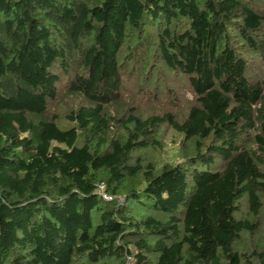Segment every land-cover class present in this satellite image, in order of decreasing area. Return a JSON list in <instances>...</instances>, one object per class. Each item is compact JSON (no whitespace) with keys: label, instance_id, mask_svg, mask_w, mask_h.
I'll list each match as a JSON object with an SVG mask.
<instances>
[{"label":"trees","instance_id":"1","mask_svg":"<svg viewBox=\"0 0 264 264\" xmlns=\"http://www.w3.org/2000/svg\"><path fill=\"white\" fill-rule=\"evenodd\" d=\"M261 61L264 0H0V264H264ZM156 67L184 112L124 99Z\"/></svg>","mask_w":264,"mask_h":264},{"label":"rangeland","instance_id":"2","mask_svg":"<svg viewBox=\"0 0 264 264\" xmlns=\"http://www.w3.org/2000/svg\"><path fill=\"white\" fill-rule=\"evenodd\" d=\"M259 65L260 66L256 65V68L260 67L264 72V61H261ZM158 70L159 68L156 67L155 72ZM160 73L161 71L154 73L155 76L156 74H159V78L155 79L154 77L153 79L152 77L149 79V81H146L147 84H144V86L147 87V85L154 84V86L163 85V87H165L166 84H169L170 86H173L174 90L176 91L174 95L170 94L167 89H162V87L160 88L161 91L154 89L153 93H151L150 90L144 93L142 90L143 85L140 83L139 78L134 75H128L126 78H124L123 82L122 94L124 99H126L131 105H134V108H136L139 112H159L161 110H170L173 113L184 112L183 102L190 98V94L184 85L185 81L180 75L168 74L166 72L163 74ZM164 74H167V76H163ZM63 82L64 81L60 83V86H63ZM63 89V87L59 89L61 91L60 93L64 91ZM62 96L63 94L59 95V102L57 101L55 104H52V107L61 122H67L63 118L64 113L71 105H75L76 101L73 97ZM181 137L182 136L180 133L169 127H165L161 136V147L148 149L145 153V155L148 157L147 159L156 165H159L162 162L179 161L181 158L179 150Z\"/></svg>","mask_w":264,"mask_h":264},{"label":"built area","instance_id":"3","mask_svg":"<svg viewBox=\"0 0 264 264\" xmlns=\"http://www.w3.org/2000/svg\"><path fill=\"white\" fill-rule=\"evenodd\" d=\"M96 192L105 200H110L112 197L104 191L103 184H99ZM127 264H132L131 256H127Z\"/></svg>","mask_w":264,"mask_h":264}]
</instances>
